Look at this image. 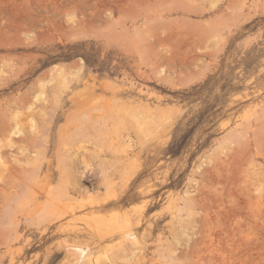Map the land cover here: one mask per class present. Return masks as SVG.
<instances>
[{"label": "rangeland", "instance_id": "1", "mask_svg": "<svg viewBox=\"0 0 264 264\" xmlns=\"http://www.w3.org/2000/svg\"><path fill=\"white\" fill-rule=\"evenodd\" d=\"M257 117L264 0H0V264H264Z\"/></svg>", "mask_w": 264, "mask_h": 264}, {"label": "bare ground", "instance_id": "2", "mask_svg": "<svg viewBox=\"0 0 264 264\" xmlns=\"http://www.w3.org/2000/svg\"><path fill=\"white\" fill-rule=\"evenodd\" d=\"M194 35H195V34H194ZM194 35H193V36H194ZM204 35H205V33H204ZM209 35H210V34H209ZM214 35H215V34H214ZM210 36H211V35H210ZM198 38H199V37H198ZM202 38H205V37L202 36ZM209 40H210V39H209ZM205 41H206V40H205ZM183 42H184V41H183ZM186 42H187V41H186ZM207 42H208V41H207ZM184 44H185V43H184ZM206 44H207V43H206ZM206 44H205V45H206ZM217 45H218V44H217ZM203 46H204V45H203ZM191 48H192V47H191ZM218 48H219V46H218ZM193 49L196 50V48H193ZM195 52H196V51H195ZM190 53H191V51H190ZM192 53H193V52H192ZM201 53H202V52H201ZM206 53H207V52H206ZM189 57H190V56H189ZM193 57H194V56H193ZM197 60H198V59H197ZM197 60H195V61L197 62ZM180 62H181V61H180ZM182 62H183V61H182ZM184 62H187V61H184ZM190 63H191V62L189 61L188 64H190ZM192 63H193V62H192ZM184 64H186V63H183V65H184ZM183 65H182V66H183ZM199 65H200V64H199ZM196 66H198V65H196ZM179 67H180V66H179ZM190 68H191V67H190ZM199 73H200V72H199ZM197 74H198V73H197ZM197 74H195V75H197ZM201 74H202V73H201ZM198 75H199V74H198ZM197 77H198V76H197ZM193 78H195V77H193ZM188 79H190V78H188ZM193 81H194V80H193ZM259 117H260V116H259ZM257 118H258V117H257ZM257 118H256V119H257ZM260 120H261V118H260ZM260 120H259V118H258L257 124H255V125L258 126V123H260ZM262 120H264V119L262 118ZM262 120H261V121H262ZM255 121H256V120H255ZM255 123H256V122H255ZM260 124L263 125V123H260ZM262 125H260V126H262ZM260 126H258L259 130H261V128H262V127L260 128ZM237 127H238V126H237ZM251 128H253V127H251ZM255 128L258 129L256 126H255ZM253 130H255V129L253 128ZM232 131H233V130H232ZM236 131H237V130H236ZM255 131H256V130H255ZM240 133H241V132H240ZM242 133H243V132H242ZM259 133H260V132H259ZM243 134H245V133H243ZM243 134H241V135H243ZM237 136H240V135H237ZM245 136H246V135H245ZM252 136H253V135H252ZM257 136H258V135H257ZM257 136L255 135V138H256ZM241 137H242V136H241ZM241 137H240V138H241ZM255 138H254V139H255ZM259 138H260L261 140H260ZM259 138H258L257 140L260 141V143H259V145H260V144L262 143V135H261V136L259 135ZM255 140H256V139H255ZM257 140H256V141H257ZM245 141H247V143H249L250 140L248 141V140L245 139ZM245 141H244V142H245ZM256 141L253 140V142H256ZM259 141H257V142H259ZM257 142L254 143V144H255V145L258 144ZM263 142H264V141H263ZM70 144H71V143H70ZM238 144H239V143H238ZM244 144H245V143H244ZM244 144H243V146H244ZM249 144H250V143H249ZM254 144H253V145H254ZM263 144H264V143H263ZM261 145H262V144H261ZM240 146H241V145H240ZM245 146H246V145H245ZM249 146H250V145H249ZM246 147H247V146H246ZM246 147H245V148H246ZM258 147H259V146H258ZM258 147H257V148H258ZM261 147H262V149H263L264 146L262 145ZM261 147H260V148H261ZM239 148H240V147H239ZM245 148L242 147V150H243V149L245 150ZM255 148H256V146H255ZM250 149H251V147H250ZM242 150H239V151H242ZM246 150H248V149H246ZM259 150H260V149H259ZM237 151H238V150H237ZM237 151H236V152H237ZM261 151H262V150H260V152H261ZM236 152H235V150H234V154H235ZM242 152H243V151H242ZM242 152H241V153H242ZM244 152H245V151H244ZM257 152H258V151H257ZM237 153H239V152H237ZM237 153H236V157H237ZM241 153H240V154H241ZM245 153H246V152H245ZM245 153H243V158H244V154H245ZM263 153H264V150H263ZM234 154L232 153V156H234ZM250 154H252V152H250ZM258 154H260V153H258ZM256 155H257V153H256ZM262 155H263V154H262ZM240 156H241V155H240ZM240 156L238 157L239 159H238V158L236 159V157H235L236 162H238V161L240 160V158H242V157H240ZM251 156H252V155H251ZM259 156H260V155H259ZM256 157H257V156H256ZM244 159H245V158H244ZM244 159H243V160H244ZM246 159H247V161H248V157H246ZM241 161H242V160H241ZM245 162H246V160H244L243 163H245ZM85 164H86V163H85ZM87 165H88V162H87L86 166H87ZM87 168H88V166H87ZM89 168H90V167H89ZM241 168H242V167H241ZM247 170H248V169H247ZM245 173H246V172H245ZM245 178H246V177H245ZM246 182H247V181H246ZM90 197H91V196H90ZM88 198H89V197H88ZM88 198H87V199H88ZM91 200H92V199H91ZM51 204H52V206H53V209H54V215H55L54 218H53V220L56 222V221L60 220V219L63 217V214H61V212H59L60 205H58V206L56 205L55 199H54L53 202H51ZM64 206L66 207V209H69V208H70V203L66 202V203H64ZM233 213H234V212H233ZM240 213H241V212H240ZM236 214H237V213H236ZM242 214H243V213H242ZM256 214H257V213H256ZM256 214H255V215H256ZM232 215H233V214H232ZM222 216H223V214H222ZM251 216H252V215H251ZM213 218H214V217H213ZM217 218H218V217H217ZM234 218H235V217H234ZM257 218H259V217H257ZM262 219H263V218H262ZM215 220H216V219H215ZM221 220H222V219H221ZM232 220H234V219H232ZM257 220H258V219H257ZM216 221H217V220H216ZM218 221H219V219H218ZM218 221H217V222H218ZM247 221H248V220H247ZM247 221H246V222H247ZM211 222H212V221H211ZM217 222H216V223H217ZM230 222H231V221H230ZM236 222H237V221H236ZM238 222H239V221H238ZM238 222H237V223H238ZM212 223H213V222H212ZM231 223H232V222H231ZM240 223H241V222H240ZM249 223H250V222H249ZM263 223H264V222H263ZM241 224H242V223H241ZM251 224H252V223H251ZM251 224H250V225H251ZM223 225H224V224H223ZM225 225H226V224H225ZM231 226H232V225H231ZM231 226H230V227H231ZM255 226H256V225H255ZM241 227H242V226H240V228H241ZM261 227H262V226H261ZM232 228H233V227H232ZM236 228H237V227H236ZM263 228H264V227H263ZM263 228H262V229H263ZM226 229H227V228H225L224 230L226 231ZM237 229H238V228H237ZM241 229H243V227H242ZM229 230H230V228H229ZM127 231H128V230H127ZM132 231H133V230H132ZM221 231H223V230H221ZM225 231H224V232H225ZM227 231H228V229H227ZM130 232H131V231L129 230V233H130ZM215 232H217V231H215ZM240 232H241V230L239 231V233H240ZM127 233H128V232H127ZM134 233H136V232L134 231ZM251 233H252V232H251ZM124 234H125V236L127 237L126 233H124ZM213 234H214V233H212V236H213ZM252 234H253V233H252ZM252 234H251V236H252ZM214 235H215V237L218 236L216 233H215ZM219 235H221V234H219ZM243 235H244V234H243ZM243 235H242V236H243ZM247 235H248V234H247ZM249 235H250V234H249ZM123 236H124V235H123ZM132 236H134V234H132ZM132 236H131V237H132ZM209 236H210V235H209ZM238 236H240V235H238ZM244 236H245V235H244ZM128 237H129V236H128ZM131 237H130V238H131ZM136 237H137V235H136ZM229 237H230V236H229ZM240 237H241V236H240ZM208 238H209V237H208ZM218 238H220V237L218 236L217 239H218ZM230 238H232V239H229V238H228V240H230L231 242H230V241H228V242L232 243V240H234V239H233L232 236H231ZM209 239H210V238H209ZM240 239H241V238H240ZM258 239H259V238H258ZM124 240H125V238H124ZM134 240H135V239H134ZM137 240H138V237H137ZM241 240H242V239H241ZM247 240H248V239H247ZM261 240H262V239H261ZM64 241H65V242H64V246H63V247H64V249H65L67 252H69L70 255L72 256L73 261H74V264H107V262H106V263H105V262H104V263H99V262L94 261V260H92V259L90 258L91 251H92L93 248L90 247L89 244H80V245H76V244H70V243H68L67 240H64ZM127 241H128V240H127ZM129 241H130V240H129ZM210 241H212V240H210ZM213 241H214V240H213ZM263 241H264V240H263ZM130 242H131V241H130ZM138 242H139V241H138ZM239 242H241V241H239ZM260 242H261V241H260ZM232 245H233V244H232ZM247 245H248V244H247ZM259 247H260V246H259ZM259 247H258V248H259ZM240 248H241V247H240ZM260 250H261V249H260ZM241 251H242V250H241ZM93 252H94V251H93ZM94 253H95V252H94ZM92 255H93V254H92ZM167 258H168V257H167ZM167 258H166V259H167ZM171 258H172V257H170V259H171ZM166 259H165V260H166ZM97 260L99 261V259H97ZM174 262H175V261H174ZM172 264H174L173 261H172ZM175 264H176V263H175Z\"/></svg>", "mask_w": 264, "mask_h": 264}]
</instances>
